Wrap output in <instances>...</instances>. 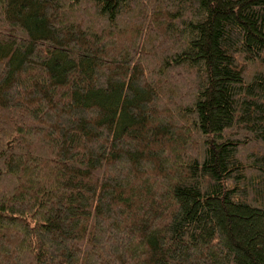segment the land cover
<instances>
[{
  "label": "trees",
  "instance_id": "1",
  "mask_svg": "<svg viewBox=\"0 0 264 264\" xmlns=\"http://www.w3.org/2000/svg\"><path fill=\"white\" fill-rule=\"evenodd\" d=\"M0 264H264V0H0Z\"/></svg>",
  "mask_w": 264,
  "mask_h": 264
}]
</instances>
